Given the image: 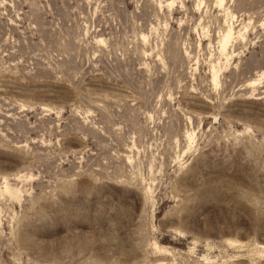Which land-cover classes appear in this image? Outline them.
I'll use <instances>...</instances> for the list:
<instances>
[{"label": "rangeland", "instance_id": "1", "mask_svg": "<svg viewBox=\"0 0 264 264\" xmlns=\"http://www.w3.org/2000/svg\"><path fill=\"white\" fill-rule=\"evenodd\" d=\"M0 264H264V0H0Z\"/></svg>", "mask_w": 264, "mask_h": 264}, {"label": "bare ground", "instance_id": "2", "mask_svg": "<svg viewBox=\"0 0 264 264\" xmlns=\"http://www.w3.org/2000/svg\"><path fill=\"white\" fill-rule=\"evenodd\" d=\"M217 2H222V0H217ZM229 31V30H228ZM230 35V31L225 35V38H228ZM222 46H225V43L222 44ZM215 78V77H214Z\"/></svg>", "mask_w": 264, "mask_h": 264}]
</instances>
